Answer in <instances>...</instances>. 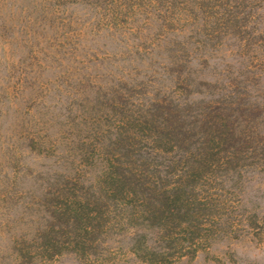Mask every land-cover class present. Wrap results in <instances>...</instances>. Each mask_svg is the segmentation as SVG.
I'll return each instance as SVG.
<instances>
[{"label": "rangeland", "instance_id": "rangeland-1", "mask_svg": "<svg viewBox=\"0 0 264 264\" xmlns=\"http://www.w3.org/2000/svg\"><path fill=\"white\" fill-rule=\"evenodd\" d=\"M0 264H264V0H0Z\"/></svg>", "mask_w": 264, "mask_h": 264}]
</instances>
